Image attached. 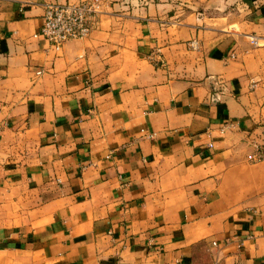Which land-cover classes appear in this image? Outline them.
I'll return each instance as SVG.
<instances>
[{
    "label": "crops",
    "instance_id": "crops-1",
    "mask_svg": "<svg viewBox=\"0 0 264 264\" xmlns=\"http://www.w3.org/2000/svg\"><path fill=\"white\" fill-rule=\"evenodd\" d=\"M79 1L0 0V264H264V0Z\"/></svg>",
    "mask_w": 264,
    "mask_h": 264
},
{
    "label": "built area",
    "instance_id": "built-area-1",
    "mask_svg": "<svg viewBox=\"0 0 264 264\" xmlns=\"http://www.w3.org/2000/svg\"><path fill=\"white\" fill-rule=\"evenodd\" d=\"M99 10L100 0L47 4L42 15V23L34 36L42 35L49 46L58 52L67 41L88 36L90 32L89 21L95 19ZM251 44L258 45L254 37H251ZM187 46L191 49H197L199 44L196 40H191L187 42ZM252 85L255 86L254 83ZM216 98L218 99V95ZM231 126V123L226 122L219 127V132L223 133ZM208 146L211 147V144ZM246 160L249 163L264 161V145L253 144V151L246 156Z\"/></svg>",
    "mask_w": 264,
    "mask_h": 264
}]
</instances>
